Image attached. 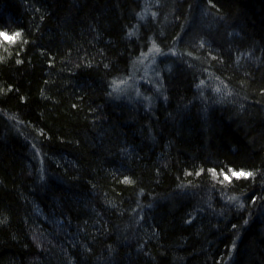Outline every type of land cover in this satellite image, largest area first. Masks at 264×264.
I'll use <instances>...</instances> for the list:
<instances>
[{
    "label": "trees",
    "instance_id": "trees-1",
    "mask_svg": "<svg viewBox=\"0 0 264 264\" xmlns=\"http://www.w3.org/2000/svg\"><path fill=\"white\" fill-rule=\"evenodd\" d=\"M0 31V264H264V0H0ZM152 46L162 91L118 97Z\"/></svg>",
    "mask_w": 264,
    "mask_h": 264
},
{
    "label": "rangeland",
    "instance_id": "rangeland-1",
    "mask_svg": "<svg viewBox=\"0 0 264 264\" xmlns=\"http://www.w3.org/2000/svg\"><path fill=\"white\" fill-rule=\"evenodd\" d=\"M148 9H146V13L150 11ZM9 43L0 39V44L7 45ZM166 56L167 54L152 46L151 49L137 58L128 75L116 80L113 86L114 92L118 93V97L127 99L130 102L142 101L148 103L149 100L151 101L152 93L157 95L163 89V65Z\"/></svg>",
    "mask_w": 264,
    "mask_h": 264
},
{
    "label": "snow or ice",
    "instance_id": "snow-or-ice-1",
    "mask_svg": "<svg viewBox=\"0 0 264 264\" xmlns=\"http://www.w3.org/2000/svg\"><path fill=\"white\" fill-rule=\"evenodd\" d=\"M20 35H21L20 32H16V33H14L12 35H9L7 32L0 31V39L6 40V41H8L10 43H14L20 37ZM252 175H253L252 172H245L243 170L237 172V171L233 170L231 172V176H229L228 174H224V180L230 181L232 177H236V178L244 177V178H247V177H250ZM125 182H130L127 177H125Z\"/></svg>",
    "mask_w": 264,
    "mask_h": 264
}]
</instances>
